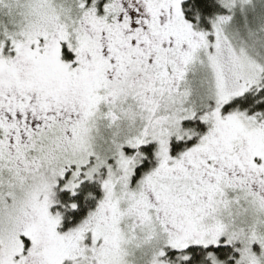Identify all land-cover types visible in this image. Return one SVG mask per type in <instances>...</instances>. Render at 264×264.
Segmentation results:
<instances>
[{
	"label": "rangeland",
	"instance_id": "1",
	"mask_svg": "<svg viewBox=\"0 0 264 264\" xmlns=\"http://www.w3.org/2000/svg\"><path fill=\"white\" fill-rule=\"evenodd\" d=\"M178 1L168 3V23L151 22L150 28L161 35L155 44L148 40L149 31H140L145 24L140 20L134 36L126 42L122 34L116 36L119 47L109 48L103 57L105 69L116 72L113 82H106L102 67L99 81L104 87L117 90L131 85L138 94L149 87L163 93L169 85H185L192 91L191 100L185 89L167 102L159 100L167 117L161 110V118H151L152 133L192 117V108L201 102L204 106V101L214 98L227 104L263 81L264 24L259 27L260 38L249 34V29L243 36L238 26L249 12L264 16V0L230 2L233 13L223 22L217 20L210 34L195 32L180 20L175 24ZM115 3L108 8L116 10L115 19H128L127 4ZM75 21L68 0H0V53H6L0 61V77L20 78L32 63L34 71H45L38 78L46 86L39 102L29 97L0 98V264H32L29 256L22 257L25 251L36 254L31 257L34 264L44 253L42 264H183L189 254L178 253L168 261L166 250L232 240L246 243L239 249L245 264H264V143L237 117L211 116L215 120L209 135L182 163L169 159L161 142L160 158L165 159L161 166L175 163V168L160 171L154 181L150 174L134 189L127 168L121 184L116 180L112 187L115 201L102 198L73 225L69 213L76 206L70 204L68 210L62 204L61 188L68 186L75 194L73 188L80 180L71 177L76 168L85 167L87 174L94 173L102 182L103 169L120 149V138L140 135L139 123L130 126L116 118L112 126L106 122L110 114L85 91L89 84L98 85L91 79L94 70L89 64L79 62L78 68L71 69L75 76L69 73L64 85L53 80L55 68L52 60L46 67L48 58L55 51L52 63L62 67L57 35L61 31L62 40L69 38ZM32 49H41L44 56L37 58ZM18 65L24 68L17 74ZM152 111L157 108L152 106ZM260 133L264 137V128ZM67 169L70 176L60 188V177ZM116 171L109 170L111 178ZM44 196L47 201L42 204ZM34 216H39L37 222L30 221ZM16 223H20L17 229ZM11 245L14 257L8 261Z\"/></svg>",
	"mask_w": 264,
	"mask_h": 264
},
{
	"label": "trees",
	"instance_id": "2",
	"mask_svg": "<svg viewBox=\"0 0 264 264\" xmlns=\"http://www.w3.org/2000/svg\"><path fill=\"white\" fill-rule=\"evenodd\" d=\"M68 1L71 3L72 17L75 18L76 21L71 24L69 38L62 40L61 31L57 35L60 37L57 48L62 67H58L52 63V58L56 53L55 51L53 52V57L51 59L48 58L46 67H50L51 61L49 62V60H52V67L54 66L55 68L52 72L55 76L53 80L57 81L59 85H64L63 79H66L67 75L69 77V73L73 72L71 69L78 68L79 62H81L82 65L85 63V66L86 63L89 64V68L94 70V77H91V79L93 82L97 81L98 85L89 84L85 91L88 92L94 100L99 99L100 106L105 110V114H110V119H106L107 116L105 115L106 122L112 126L111 121L113 118H116L117 121L122 120L130 126L139 123L138 127L140 128V135L136 133L133 136L123 135L120 138L118 142V144L121 143L120 149H118L115 157L109 159L108 168L103 169L102 178L100 179L102 182H97L99 176L94 173L90 172L87 174L85 167L80 169L76 168V175L72 176L71 179L74 181V178L77 177L75 182L79 180L80 182L76 188H73L75 194H72L68 186L65 188H61L60 186L61 184H65V180L70 176V171L67 169V173H62L59 183V187L62 189V204L66 206L68 210L70 209V204L76 206V208L71 209V213H69L73 218V225L85 219L102 198L108 199V202L115 201V192L112 190V187L116 184V180L121 184V178L127 174V168L130 174L128 182L131 188L134 189L135 186H139L150 174H152L151 181H154V179L157 178V173L160 171L164 172L166 169L172 170L175 168V163H182V158L184 156L193 153L195 149L202 146L204 137L209 135V130L212 128L211 123L213 124V121L217 117L240 118L247 129L256 133L258 140L264 143V137L260 135V132L264 128V73L263 81L259 86L247 90L231 102L222 105L214 98H210V103L206 101L207 104L204 101V106H201L202 102L200 101V104L192 108L194 113L192 117H182L175 123H171L166 127L162 126L156 133L151 132V125L149 124L151 118H161V110L163 111V116L167 117V113L161 107L159 100L167 102L182 89H185V92L189 93L188 99L191 100L193 93L188 86L180 85L178 87H172L168 84L169 87L167 92L161 93L159 89H151V87H149L150 89L141 90L142 93L137 94L135 93L136 90L134 86H120L119 89L115 90L111 86L104 87L103 83L99 81V79L102 78L101 69L103 67L105 78H107L106 82H113L116 77V72L112 70L109 71V67L105 69L103 58L105 52L108 51L109 48L115 49L119 47L116 42L118 41L116 36L118 37L122 34L125 42L131 35L134 36V29L137 23H140V20L145 22L144 26H142L143 28H140V31H149L152 36L148 37V40H152V43L155 44L154 40L159 39L161 35L154 33L155 31L150 28V24L155 21L167 22L168 17L170 20L171 14L169 10L171 11V9L168 5L170 0H117L119 3L127 4L125 10L129 13L127 15L128 19L123 18L119 19V21L115 19L116 10L114 13L111 10L113 6H116V0ZM233 1L234 0H180L177 2L179 17L177 16L174 19L175 24L180 20L190 25L195 32L210 34L217 20L223 22V19L231 14L232 10L228 5ZM164 8L166 11H163ZM151 9L152 12H149ZM124 14L126 15L125 11ZM240 22L238 29L241 30L243 36H247L246 33L248 29L249 34L258 38L262 36L259 27L264 24V16L249 12L247 14V20L245 22ZM166 40L170 42L168 37H166ZM246 40L249 41L248 37H246ZM32 50L37 51L36 54H33L36 55L37 58L38 56H44L41 49ZM5 54L6 53H0V61L4 60L3 57ZM31 58L33 60V57ZM11 59L13 58L10 56V60ZM37 60L38 59H35L32 62L35 63ZM260 64L262 63L260 62ZM32 66L34 65L31 63V65L27 67L24 75H19L20 78L17 77L16 79H12L8 77V79H6V77H4L2 79L0 77V98L1 96H10L14 98L29 97L36 102L42 100V92L46 91V86L41 85V80L38 76L45 71H34V68H31ZM23 68L24 67L20 68L18 65L17 74L20 73ZM169 72L170 75H172L171 68ZM72 74L75 76L74 73ZM160 87L165 88L163 86ZM143 98H145L144 102L140 100ZM56 99V106L58 108V113H60L62 109L59 104V100L61 99L60 93H57ZM111 105H116V107H112ZM152 106L157 108L156 112L152 111ZM43 108L44 106L41 105V109ZM130 108H133V111ZM125 110L126 112H131L132 116H129ZM113 111L115 113H113ZM148 116L149 118L145 121L144 119ZM201 116L202 120L198 118H201ZM211 116L215 117L213 121ZM2 117L0 112V121H2ZM165 130H168L169 133H166ZM1 136L2 130L0 129V137ZM161 142H163V145L167 148V157L175 160L172 166L168 167V163L165 164V166H161L165 160L164 158H160ZM123 161L126 163H123ZM114 168L117 169L116 177L111 178L109 170ZM149 194L151 195V193ZM33 199L36 200V197H32V203L35 202ZM43 201L42 204H45L47 196ZM34 217L30 221L37 222L39 216ZM19 226L20 223H16L15 229ZM38 229L40 230L39 227ZM48 241L49 239L46 242ZM12 245L10 250L7 249L8 261H11L14 257L12 250L15 246L12 248ZM250 245H254V243ZM242 247H246V243L241 240H232L230 243H213L210 246L195 244L189 245L183 251L172 252L168 249L165 252V259L173 261L174 256L179 253L180 255L189 254L190 256L183 264H245L241 257V251H239ZM24 254L25 255H22V257L29 256L30 259L27 260L34 264L31 257H37L36 254L28 255L26 251ZM254 254H256V252ZM45 256V253L38 256L39 261H37L36 264H42ZM165 259L164 261H166Z\"/></svg>",
	"mask_w": 264,
	"mask_h": 264
}]
</instances>
